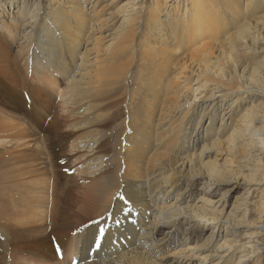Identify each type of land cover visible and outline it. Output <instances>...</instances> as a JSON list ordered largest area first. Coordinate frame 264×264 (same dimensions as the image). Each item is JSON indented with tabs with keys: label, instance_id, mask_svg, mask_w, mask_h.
I'll return each mask as SVG.
<instances>
[{
	"label": "bare ground",
	"instance_id": "1",
	"mask_svg": "<svg viewBox=\"0 0 264 264\" xmlns=\"http://www.w3.org/2000/svg\"><path fill=\"white\" fill-rule=\"evenodd\" d=\"M49 1L58 18L45 31L46 17H37L33 29L45 46L39 58L40 52L31 49L33 63L69 81L72 113L81 118L72 127L89 179L77 185L80 180L64 166L70 136L62 127L67 125L44 107L28 105L25 95L0 78V264H164L166 256L206 263L227 246L233 253L215 264H234L240 253L238 264H262L264 189L253 209L238 204L245 219L237 220L231 212L223 217V211L204 197L195 204L189 202L191 196L186 206L182 202L190 187L185 180L201 176L225 181L246 171L250 183L264 182V104L241 106L251 101H244L252 92L249 77L263 89L264 98L258 80L264 77V61L256 46L264 42V0H191L184 17L177 13L162 21L152 15L143 24L135 13L123 19L124 29L98 62L90 59L92 50L101 52L100 38L91 33L95 26H87L76 8L64 5L61 11L66 10L59 12L55 0ZM133 62L140 63L137 76L129 74ZM187 70L190 75L183 72ZM131 76L135 89L129 91L128 101L134 107L128 112L104 95L113 86H118V95L119 86L125 87ZM195 81L210 99L198 125L204 116L211 123L204 132L206 143L192 152L191 141L198 142V130L189 131L195 110L181 108L180 99L193 94ZM216 101H232L219 127L217 114L211 115ZM112 123L117 128L116 152L107 148L102 130ZM174 192L175 202L170 203ZM252 210L255 219L246 220ZM156 217L177 228L188 225L187 234L196 230L200 241L208 225L224 218L236 226L244 220L252 231L242 245L236 237L218 246L215 233L203 245L189 243L190 238L181 246L172 241V254L164 255L167 239L154 236ZM205 250L211 253L199 254Z\"/></svg>",
	"mask_w": 264,
	"mask_h": 264
},
{
	"label": "rangeland",
	"instance_id": "2",
	"mask_svg": "<svg viewBox=\"0 0 264 264\" xmlns=\"http://www.w3.org/2000/svg\"><path fill=\"white\" fill-rule=\"evenodd\" d=\"M24 1L25 0H21L19 4H16L14 1L10 3V1L8 0H0V2H2L0 5V78L3 79L9 87L13 88V90L25 95L28 105L35 104L44 107L51 113V115L55 119L59 121L61 125H67V127H62V129H64L70 136L68 142H66L64 150V166L67 170H69L71 177L75 178L77 181L80 180L77 185L83 184V182L86 179H89V177L86 175V169L81 167L83 165V160L81 159L82 151L80 149L78 135L76 134L77 132H75L76 130H73L72 127L80 123L81 118L75 117L73 115L74 112L72 113L73 108H71L70 105V95L68 94L67 89V84L69 83V81L65 77L59 78L58 76L54 77L53 74L50 75V72L46 73V68H44L42 65L40 67L33 63L34 59L31 50L34 47L37 53L40 52V54H37V58H39L42 56V47L45 46V43H43L45 42L44 39L41 38L37 41L36 32L33 29L37 17H46L47 22L45 21V23L43 24L44 30L49 31L51 23L57 21L58 14L51 13L52 6L49 0H26L25 5L23 6ZM64 5H69L71 7L67 10H75L76 8L79 11L81 17L84 16L86 18L87 26H95L96 30L91 31L92 36L94 35V38H100L101 42L97 43L93 41V43H97V48L100 49L101 52L97 54V51L92 50L90 52V59L92 62L96 60L98 62L100 59L103 58V55L106 53V47L109 51V46L115 43L114 38H117L121 30L124 29L122 28L124 25L123 19H126L127 16L130 17L131 15H135V13H139V19L141 20V24L149 20L152 15H155L162 21L167 20L168 17L173 16L177 13H179V16L184 17L183 14L192 7V1L55 0L54 6L60 9L59 12H63L64 10H66L64 9L61 11V7ZM109 14H113L115 19L111 20L110 16H108ZM99 16L103 17L96 19ZM204 42L205 41H202V43L198 45L197 48H200V46ZM31 43L33 46L31 45ZM256 46L260 48L261 54L263 55L261 57V60L264 61V42H260ZM88 48L90 49L92 48V46L90 45ZM258 53L260 54V52ZM46 54L47 52L45 50V56ZM138 66H140L139 62H133L129 74L137 76V71L135 70V68H138ZM238 70L240 72L243 71L241 66L238 67ZM183 72L185 74L187 73L190 75V72H188V70ZM193 76L195 77V74H193ZM247 76H250L249 73ZM249 78L248 84L250 85V89L248 90H251L252 92L244 97V101H247L249 99H251V101H247L248 103L243 102L241 106L244 109H250L252 105L260 106L261 104H264V98L261 94V92H263V89H261L260 85H257L255 83V80ZM258 80H260V83L264 85V77H259ZM117 87L118 86H113L112 91L107 95H104V98H111V101L115 104H119L121 109H125L128 111L129 108L134 107L133 101L130 103L128 101L130 95L129 91L132 92L133 89H135V85L134 83H132V76L130 78H127V83L125 84V87L119 86L118 95H116V92H114V89H118ZM197 88V82L195 81L193 83V94L188 92L186 94V96H188L190 100L188 99V97L180 99L181 108L190 110L192 107H194L195 110L194 118L192 117V121L191 119H189V121H191V129L189 131L194 134L196 132V129L198 130V132H196V134L198 135V142H193L194 140L191 141L192 152L198 149H202L203 144L206 143V137L204 132H206L207 127L210 126L211 123L209 117L204 116L202 117L203 120L201 122V125H198L202 110L206 105L210 104V99L204 89L198 90ZM123 90L124 94L122 95ZM217 102L218 101H216V103ZM231 105L232 101L218 102L217 106L214 108L215 110L211 115L215 113L217 114V127L221 125V120L224 116V113L227 112V110H231ZM2 107L4 108L3 105ZM234 109H236V105L234 106ZM113 115H115L114 112ZM229 116L230 114L227 116V119ZM106 127H108L109 130ZM103 128L102 130H105L103 134L107 137H104V135L100 136H102V138L104 137V140L107 138L106 140L107 142H109L107 148H109L110 152L118 151V140L115 139L114 142L113 139L117 131L116 125L112 123L110 127L105 126ZM106 129L108 130L107 132ZM84 136L88 135L85 134ZM124 144L125 143H123V146ZM210 155L212 156V161L214 159V154L211 153ZM209 159L207 157L206 162ZM236 161L237 159L234 160L235 165H237ZM223 162L224 161H222V163ZM235 171H238V169L235 168ZM185 181V186H188L190 184V187L187 194L185 193L184 195V201L182 202L183 206H186L188 204L187 201L190 200V196L193 198V201H189L191 204L197 203L198 201H200L201 198L204 197L212 201L215 207L218 208L220 211H223V217H227L230 212L232 214L236 213L235 217L237 218V220L239 218H243V214H240L238 212V204H243L247 206L249 205L253 209L254 203L259 200L262 194V190L264 189L262 187L264 182L257 183V185L250 183L248 181V173L246 171L243 172V176L232 175V177H227L225 181L211 182L208 179V176H201L193 182L187 180ZM175 198L176 193L174 192L169 197L170 203L175 202ZM255 215L256 214L252 210L250 212V216L246 220L255 219ZM236 218H234V220H236ZM154 220L156 221V224L158 223L156 231L154 233L156 239H167L166 241L168 247L167 249H165L164 255L172 254V249H169V244H173L172 241L176 242L174 243V245L176 244V246H181L180 244L183 241H188V239L190 238L189 243L196 245L199 242V245H203L206 243L205 241L209 239L210 235L215 233L214 235H217L218 237L216 242L218 246L221 245L225 240L227 242H233L234 238L236 237L237 240L241 241L242 245L248 241V234H250L252 231L248 227L249 224L244 220H242L243 224L241 223L239 226H236L235 224L233 225L230 222H227L224 218L223 221H220L218 223V225H208L211 228L208 229L201 236L202 240L200 241L197 238L199 232H195L196 230L188 231L187 234V229L189 228L188 225H180V228H177L176 226H174V224L171 225V223L160 221L157 217ZM200 224L205 225L206 222H200ZM227 247H225L224 249H220L206 263L201 262L200 259L187 260L181 256H166V261H163V263L165 262L164 264H215L218 263L222 257L230 256V254L233 253L230 252ZM210 253L211 251L207 250L199 252V254L202 255ZM241 256V253L237 254L234 264H238L240 260L239 258ZM260 256L261 262L262 264H264V249L260 253ZM251 262L252 261L249 260H243L241 264H252Z\"/></svg>",
	"mask_w": 264,
	"mask_h": 264
}]
</instances>
